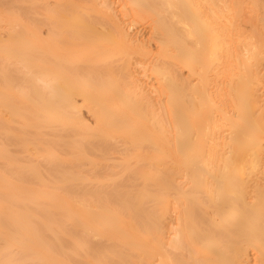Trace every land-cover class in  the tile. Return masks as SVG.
I'll return each instance as SVG.
<instances>
[{"label":"bare ground","instance_id":"6f19581e","mask_svg":"<svg viewBox=\"0 0 264 264\" xmlns=\"http://www.w3.org/2000/svg\"><path fill=\"white\" fill-rule=\"evenodd\" d=\"M0 264H264V0H0Z\"/></svg>","mask_w":264,"mask_h":264},{"label":"rangeland","instance_id":"374dc122","mask_svg":"<svg viewBox=\"0 0 264 264\" xmlns=\"http://www.w3.org/2000/svg\"><path fill=\"white\" fill-rule=\"evenodd\" d=\"M44 29H45V27H44Z\"/></svg>","mask_w":264,"mask_h":264}]
</instances>
